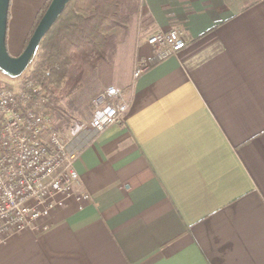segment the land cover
I'll return each instance as SVG.
<instances>
[{
	"label": "crops",
	"instance_id": "0c3cea01",
	"mask_svg": "<svg viewBox=\"0 0 264 264\" xmlns=\"http://www.w3.org/2000/svg\"><path fill=\"white\" fill-rule=\"evenodd\" d=\"M46 1L11 0L17 56ZM173 30L186 47L157 62L148 38ZM113 33L99 80L132 103L74 141L92 200L8 239L0 264H264V0H143Z\"/></svg>",
	"mask_w": 264,
	"mask_h": 264
},
{
	"label": "built area",
	"instance_id": "2783aa9c",
	"mask_svg": "<svg viewBox=\"0 0 264 264\" xmlns=\"http://www.w3.org/2000/svg\"><path fill=\"white\" fill-rule=\"evenodd\" d=\"M148 44L160 62L178 55L186 40L181 31H160ZM144 70V64H137L133 78ZM41 96L28 74L0 86V247L13 236L39 231L42 221L70 200L80 208L92 200L75 169L80 151L74 141L85 134L96 138L120 122L132 103L131 94L108 87L94 100L91 120L65 133L64 121L39 111Z\"/></svg>",
	"mask_w": 264,
	"mask_h": 264
},
{
	"label": "trees",
	"instance_id": "16d2710c",
	"mask_svg": "<svg viewBox=\"0 0 264 264\" xmlns=\"http://www.w3.org/2000/svg\"><path fill=\"white\" fill-rule=\"evenodd\" d=\"M51 1L38 12L23 51ZM140 7V0H71L28 68V78L42 90L39 111L64 121L66 128L77 121L73 113L91 120V103L103 88L100 63L112 64L117 54L113 32L127 28Z\"/></svg>",
	"mask_w": 264,
	"mask_h": 264
},
{
	"label": "water",
	"instance_id": "95a60500",
	"mask_svg": "<svg viewBox=\"0 0 264 264\" xmlns=\"http://www.w3.org/2000/svg\"><path fill=\"white\" fill-rule=\"evenodd\" d=\"M70 2L71 0H52L24 51L18 56H12L7 47L11 0H0V71L2 73L15 79L27 71L36 57L42 40Z\"/></svg>",
	"mask_w": 264,
	"mask_h": 264
},
{
	"label": "rangeland",
	"instance_id": "374dc122",
	"mask_svg": "<svg viewBox=\"0 0 264 264\" xmlns=\"http://www.w3.org/2000/svg\"><path fill=\"white\" fill-rule=\"evenodd\" d=\"M142 5V0H140V6ZM15 29L16 28H11V31H13V32H11V34L13 35V33H14V37L13 38H11L10 39V41H9V53L12 55V56H17L16 55V51H17V49L16 48H18L19 47V45H20V42H21V40H20V38L22 37V36H24V33H26L25 31H26V29H27V24H23L22 25V27H21V29H20V33L18 32V33H15L16 31H15ZM24 30V31H23ZM23 32V33H22ZM14 38H15V40H14ZM118 68H120V67H118ZM123 68H125V67H123ZM28 70L29 69H27V71L21 76V77H19V78H10V77H8V76H6L4 73H2L1 71H0V86H2V85H7V84H11V83H14V82H16L17 80H20V79H23L24 77H26L27 76V73H28ZM108 87H111V86H107V87H103L102 89H101V91L99 92V94L96 96V97H98L102 92H104ZM96 97H95V99H96ZM94 99V100H95ZM94 100H93V102L91 103V111H92V113L94 112ZM73 115L74 116H76V119H77V121L78 122H84V123H87V122H89V120H90V118H89V116H84L83 117V115L81 116V115H78V114H75V113H73ZM87 115H89V114H87ZM93 115V114H92ZM85 118H89V119H85ZM77 121L76 122H74V123H72V124H70L69 126H68V128H66V127H64V125H63V129L65 130V133L66 132H68V130L67 129H69L71 126H74V124L75 123H77ZM86 135V134H85Z\"/></svg>",
	"mask_w": 264,
	"mask_h": 264
}]
</instances>
